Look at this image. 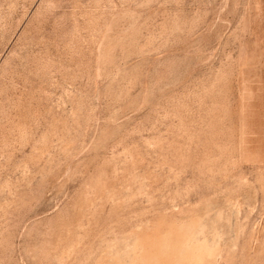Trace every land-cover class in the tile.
Returning a JSON list of instances; mask_svg holds the SVG:
<instances>
[{"label":"rangeland","instance_id":"obj_1","mask_svg":"<svg viewBox=\"0 0 264 264\" xmlns=\"http://www.w3.org/2000/svg\"><path fill=\"white\" fill-rule=\"evenodd\" d=\"M0 264H264V0H0Z\"/></svg>","mask_w":264,"mask_h":264}]
</instances>
